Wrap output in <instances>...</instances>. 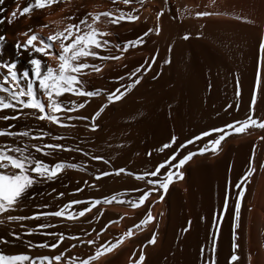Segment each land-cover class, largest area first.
I'll use <instances>...</instances> for the list:
<instances>
[{"label": "bare ground", "instance_id": "bare-ground-1", "mask_svg": "<svg viewBox=\"0 0 264 264\" xmlns=\"http://www.w3.org/2000/svg\"><path fill=\"white\" fill-rule=\"evenodd\" d=\"M27 2L3 0L0 3V37L3 38L0 39V63L14 64L24 86L27 81L23 74L28 72L32 78L30 60L34 56L53 67L57 63L55 58L40 57L30 49L17 47V44L23 45L27 38L24 33L29 29L39 37H47L56 30H63L68 23H75V20L64 19L72 13L79 16L116 7L125 12L139 8L140 18L112 25L106 24L102 17L96 27L111 33L106 37L111 44L134 41L157 24L160 32L144 37V45L130 47L121 60L105 62L99 74L83 78L88 89H99L101 96L90 98L86 107L73 115L91 116L99 105L107 103V92L117 88L123 91L134 79L140 80L120 101L108 104L95 121L96 131L85 126L90 125L91 120L70 121L75 125L71 128H59L30 117L0 121V127L14 124V131L31 129L33 134H38L43 130L64 136L62 140L53 141L49 136L44 141L26 142L63 144L73 150L55 151L50 156L33 155L50 165L64 162L77 166L64 169L54 180L35 183L28 189L20 210L11 213L39 216V219L9 222L0 217L3 220L0 254L28 255L39 264L38 257L64 253L62 264H68L69 257L76 258L78 264V259L94 253L96 246L80 241L95 239L97 245L114 241L133 228L150 206L155 220L142 229L133 228L135 235L131 239L126 238L112 254L94 264H131L134 254L138 255L141 249L145 253L143 264H206L209 258L214 264H229L234 242L239 246L235 250L238 264H264V167H261L264 165V130L250 129L245 134L229 135L217 154L198 153L199 148L218 136L217 133L194 140L192 144L186 143L205 131L244 119L258 73L261 84L254 115L264 119V54L258 47L264 40V0H177V5H168V0H145L142 7L135 3L113 5L110 0H64L28 16L19 15L18 8L22 9ZM14 11L17 12L15 17L12 16ZM157 11L163 13L158 20ZM200 11L212 15L198 18L196 13ZM237 16L242 19H236ZM185 34L189 35L188 40L183 39ZM55 50L59 51L58 45ZM112 52L116 54V49L112 48ZM153 55L156 60L151 63ZM165 59L170 63H164ZM137 66L144 67L136 77H131ZM4 72L6 69H0V73ZM33 83L36 86L34 79ZM246 90L251 93L244 100ZM173 136L176 137L174 143L171 142ZM0 143L13 141L0 137ZM166 143L171 146L159 151ZM181 144L186 146L181 148ZM189 151L197 154L181 168L183 179L170 184L166 193H153L144 206L132 209L122 204H101L73 221L40 215L72 200L102 199L113 194H120L121 199H135L140 192L133 189L151 187L135 179V175L151 171L173 152L178 160ZM253 153L256 171L244 186L245 195L236 221L233 211L236 185L247 172ZM93 156H102L108 163L94 160ZM120 168L135 175H116ZM103 171L112 174L95 179ZM159 195H163V200L157 199ZM85 206L83 203L73 205L70 211L77 212ZM98 209L102 214L98 215ZM110 220L117 222L109 223ZM41 224L55 226L41 228ZM185 228L187 231H182ZM153 232L157 233L156 243L148 245L147 239ZM51 233H62L65 240L55 249L38 247L57 241ZM70 236L78 240L68 239Z\"/></svg>", "mask_w": 264, "mask_h": 264}, {"label": "snow or ice", "instance_id": "snow-or-ice-1", "mask_svg": "<svg viewBox=\"0 0 264 264\" xmlns=\"http://www.w3.org/2000/svg\"><path fill=\"white\" fill-rule=\"evenodd\" d=\"M2 2L3 0H0V3ZM110 2L113 5L122 3L125 6L135 3L142 7L145 0H110ZM59 3H64V0H28L22 9L18 8V12L21 16H28L35 10L50 8ZM77 11H79V9H77ZM138 13L139 8H132L130 11L125 12L116 7L109 8L102 12H84L79 16L72 13L64 19L69 21L75 20V23H68L63 30H56L47 37H39L29 29L24 33L27 38L23 45L17 44V47H23L25 50L30 49L31 52L39 54L40 57L55 58L57 63L56 66L53 67L34 56L30 60L32 78H29L28 72L23 74L24 79L27 81L26 86L21 84L20 77L14 70V64L0 63V69H6V72L0 73V121H17L30 117L37 121H45L59 128H71L75 127V125L70 123V121L91 120L92 123L85 126L90 127L91 131H96L98 125L95 121L101 116L108 104L120 101L125 93L129 91L134 84H138L140 80L139 78L134 79L132 83L124 86L123 91L117 88L114 91L107 92L105 96L107 103L99 105L91 116L73 115V113H79L81 109H84L90 98L101 96V91L99 89L89 90L83 78L94 73L99 74L103 70L105 62L121 60L123 54L127 52L130 47L135 48L137 46H142L146 42L144 37L149 36L153 32L158 35L160 32V27L157 24L154 28L147 29L143 35L136 40L125 42L122 45H115L111 44V42L106 39L111 33L100 30L96 25L101 22L102 17L106 24L112 25H119L122 21L135 22L140 18ZM162 14L161 11L156 12L157 20ZM16 15L17 12L14 11L12 16L15 17ZM210 15H212V13L207 11L196 13L198 18ZM236 19L239 20L242 19V17L237 16ZM9 23H11V21H9ZM41 27H47V25H42ZM0 39L3 38L0 37ZM183 39L188 40L189 35L185 34ZM56 45H58L59 51L55 50ZM258 47L260 53L264 54V40H261ZM112 48L116 49V54H113ZM170 50L171 49H169V51ZM155 60V55L150 57L151 63H154ZM97 61H99V63H97ZM164 63H170V60L165 59ZM148 66L150 67V64ZM142 67L144 66H137L135 70L131 72V77H136L138 73H141ZM33 79L36 82V86H38L39 94L37 92V87L34 86ZM119 79H123V77ZM260 84L261 80L258 73L255 82V90L251 95L249 109L244 119L227 123L220 128H213L211 132L205 131L201 133V135L194 137L193 140H188L186 143L192 144L194 140H201L203 137H208L212 133H217L218 136L216 138L211 139L203 147L198 149V153L201 155L209 151L213 154H217L222 141L229 135L245 134L248 133L250 129L264 130V119H257L254 115ZM236 95L239 96V89H237ZM62 97L63 99H61ZM71 97L77 99H71ZM14 128V124L0 127V137L9 138L13 141V143H0V217H4L9 222L39 219V216L12 215L11 213L20 210L19 206L26 196L28 189L35 183L45 180H54L64 169H75L77 166L64 162H57L54 165H50L37 158L33 153L42 156H50L55 151H72L73 149L59 143H28L26 141H44L45 138L49 136L53 141L62 140L65 139V137L52 135L43 130L38 134H33L31 129L14 131ZM262 139H264V137H262ZM175 140L176 137L173 136L171 142L174 143ZM170 146V143H166L159 151H163V149H167ZM185 146V144L180 145L181 148ZM75 150L80 151V149ZM196 154V152L189 151L186 155H183L177 160L176 152H173L163 162L158 163L151 171H145L140 175H135L130 172L126 173L124 168L118 169L115 172L116 175H120L121 173L135 175V179L144 181L146 185L151 186L145 189H133L132 191L140 192V195L135 199H121L120 194H113L111 196H104L102 199H91L88 201L72 200L62 207H59L57 210L41 213L40 215L73 221L80 217H84L92 208L101 204L111 205L115 203L137 209L144 206L145 202L153 193H159L161 191L166 193L170 184L174 181L182 180L183 172L181 168ZM85 155H87V153H85ZM148 155H151V153ZM92 159L102 161L105 164L108 163L102 156H93ZM173 161H175V163H173ZM254 165L255 155L253 153L249 158L247 172L241 178L240 183L236 185L238 191L233 209L236 221L239 220L241 200L245 195L244 186L256 171ZM261 167H264V165H261ZM162 169L164 170L163 172H161ZM110 174L112 173L103 171L96 175L95 179L99 180ZM76 191H82V189H77ZM59 195L63 196L64 194L59 193ZM163 198V195L157 197L158 200H163ZM82 203L86 205L84 208L77 212L70 211L73 205ZM226 208L227 199H225V209ZM5 214L7 215L5 216ZM100 214H102V212L98 209V215ZM217 219H219V217H217ZM154 220L155 217L152 215L151 207L149 206L138 223L133 225V228L142 229ZM115 222L117 221H109V223ZM0 223H3L2 219H0ZM54 226L55 225L51 224L39 225L41 228ZM235 226L238 225H234V227ZM133 228L127 229L114 241H107L98 245L95 239L80 241V243L87 244L88 246H96L94 253L88 255L86 258L78 259V264H94V262L99 261L102 257L112 254L126 238L131 239L135 235ZM182 231H187V229H182ZM29 234H31L30 231ZM51 235L57 237L56 242L51 245L40 244L37 246L55 249L59 246L60 242L65 240V236L62 233H51ZM213 235L215 236V233H213ZM68 239L78 240L77 237L73 236L68 237ZM156 239L157 233H151L150 238L147 239V244L155 245ZM233 239L235 240V233L233 234ZM73 247H75V245H73ZM238 247V244L234 242L229 264H238L239 256L235 251ZM214 251L215 248L213 247V252ZM63 258L64 253H60L52 257H38V260L39 264H53V261L55 264H62ZM144 261L145 253L141 249L138 255L134 254V259L131 260V264H143ZM0 264H36V259L28 255L0 254ZM68 264H77V259L69 257ZM206 264H214V260L209 258Z\"/></svg>", "mask_w": 264, "mask_h": 264}, {"label": "rangeland", "instance_id": "rangeland-1", "mask_svg": "<svg viewBox=\"0 0 264 264\" xmlns=\"http://www.w3.org/2000/svg\"><path fill=\"white\" fill-rule=\"evenodd\" d=\"M176 2H177V0H168V5H173L174 3H175L174 5H177ZM247 91H249V92H247ZM250 93H251L250 90H246L244 100H247V96H249Z\"/></svg>", "mask_w": 264, "mask_h": 264}]
</instances>
